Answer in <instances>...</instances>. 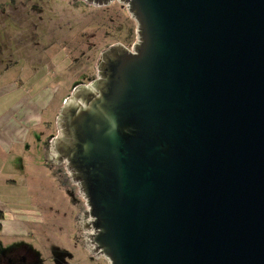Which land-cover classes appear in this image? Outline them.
<instances>
[{"label":"water","instance_id":"95a60500","mask_svg":"<svg viewBox=\"0 0 264 264\" xmlns=\"http://www.w3.org/2000/svg\"><path fill=\"white\" fill-rule=\"evenodd\" d=\"M116 1L135 42L101 51L51 143L85 246L108 264H264V0Z\"/></svg>","mask_w":264,"mask_h":264},{"label":"rangeland","instance_id":"374dc122","mask_svg":"<svg viewBox=\"0 0 264 264\" xmlns=\"http://www.w3.org/2000/svg\"><path fill=\"white\" fill-rule=\"evenodd\" d=\"M135 29L126 6L116 0L104 6L84 0H0V69L6 68L0 72L8 79L39 70L38 79L44 76L53 92L44 116L53 112L38 129L31 144L36 148L26 153L29 175L13 173L16 185L5 187L0 195L8 216L23 211L36 222L26 224L23 236L0 231L1 257L24 255L29 264H52L55 247L70 252L68 264H108L84 245L77 217L86 209L85 202L64 163L51 159V143L64 100L78 85L96 78L102 50L114 43L130 48ZM57 259L63 264L61 256Z\"/></svg>","mask_w":264,"mask_h":264},{"label":"crops","instance_id":"0c3cea01","mask_svg":"<svg viewBox=\"0 0 264 264\" xmlns=\"http://www.w3.org/2000/svg\"><path fill=\"white\" fill-rule=\"evenodd\" d=\"M3 76L0 72V195L5 187L16 185L11 176L13 173L29 175L26 153L36 148L31 144L37 140L38 129L53 112L51 109L50 115L44 116L53 94L47 89L49 84L29 82L23 75L8 79ZM38 162L36 159L35 164L38 165ZM0 210L4 216L1 221V232L4 234L23 236L27 232L26 224L36 222L23 211L8 216L1 201Z\"/></svg>","mask_w":264,"mask_h":264},{"label":"flooded vegetation","instance_id":"af4514ba","mask_svg":"<svg viewBox=\"0 0 264 264\" xmlns=\"http://www.w3.org/2000/svg\"><path fill=\"white\" fill-rule=\"evenodd\" d=\"M87 3V2H86ZM87 4H89V3H87ZM91 5H93V4H91ZM104 6V5H103ZM38 72L40 73V71L39 70H36L35 72H33L32 74L30 73L29 75H27V76H25L26 77V79H27V81H29V82H32V81H37V82H41V83H43V84H49L48 83V80L47 79H44V80H42V78L44 77H41L40 76V78H41V80H39L38 79ZM45 81H47V83L45 82ZM91 82V81H90ZM88 84V83H87ZM81 85H86V84H81ZM79 86V85H78ZM0 231H1V227H0ZM84 245H85V243H84ZM54 249V250H53ZM86 249H87V247H86ZM65 249H63V250H60V251H56L55 250V247L54 248H52V255L50 256V260L49 261H51V263L52 264H58L59 262H58V257L59 256H61L62 257V259H63V264H68V262L70 261V252L69 251H64ZM87 251L90 253V254H92L95 258H100V257H102V256H96V255H94L93 253H91L88 249H87ZM69 258V259H68ZM104 258V257H103ZM66 259V260H65ZM68 259V260H67ZM64 260L66 261V262H64ZM44 261V260H43ZM108 262V261H107ZM0 264H29V260L26 258V256H24V255H16L15 257H13V258H11V257H9V256H3V257H1L0 256ZM32 264V263H31ZM33 264H39V263H36V261L33 263Z\"/></svg>","mask_w":264,"mask_h":264},{"label":"trees","instance_id":"16d2710c","mask_svg":"<svg viewBox=\"0 0 264 264\" xmlns=\"http://www.w3.org/2000/svg\"><path fill=\"white\" fill-rule=\"evenodd\" d=\"M4 216H3V212L2 210H0V227H1V221L3 220Z\"/></svg>","mask_w":264,"mask_h":264}]
</instances>
